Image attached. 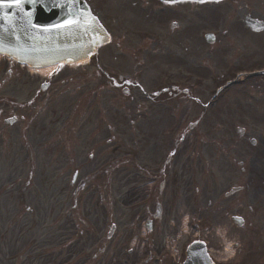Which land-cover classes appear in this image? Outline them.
<instances>
[{
    "label": "flooded vegetation",
    "instance_id": "obj_1",
    "mask_svg": "<svg viewBox=\"0 0 264 264\" xmlns=\"http://www.w3.org/2000/svg\"><path fill=\"white\" fill-rule=\"evenodd\" d=\"M129 1L132 4L130 9L122 13V26L128 23L140 29L141 32L152 33V36L129 37L126 34L122 37L123 41L115 31L113 41L118 37L119 43L124 47L136 43L137 51L107 52V56L110 57V54L112 56L111 61H103L108 69L105 66L101 69L100 58L91 60L94 66L92 72L80 70L69 75L65 74L62 68L58 69L43 79L46 80L44 88L41 83L39 88L29 89L27 99L17 101L15 94L1 93L11 81L15 79L20 81L25 73L23 66L14 61L10 62V67L6 68L7 72L0 83V142L12 134L20 136V142L18 139L17 142H12L16 147L18 145L17 152L22 151L24 154L28 152V155H25L26 163H29L35 171L38 166L35 152L43 144L41 140L45 134L41 132L40 137L31 136L34 132L32 127L37 128L34 121L51 108H48L49 102L67 100L69 109L66 113L68 114L57 115L60 109L53 108L51 113L54 118L50 121V126L47 127L41 120L40 129L43 131L49 128L46 135L49 137L47 145H57V164L62 165L57 166V170L60 172L59 178L62 182L64 183L66 172L73 173L69 184L73 189L72 195L78 209V212L74 214L112 215V201H117L115 193L118 191L120 203L135 201L132 207L135 211V220L131 226L134 231L145 230L150 236L148 241L154 242L151 247H155L157 263L181 264L185 257V249L192 241L188 234L197 231L196 233L202 237L203 233L202 225L191 227V215L186 214L191 211L189 204L193 197L192 188H196L194 194L196 198H203L205 194L200 180L204 169H208L206 148L203 147V143L207 142V133L193 132V127L201 122L192 121L190 113L183 116L180 120V122L183 120L182 123H179L177 127L171 122L166 125V122L169 118L175 121L178 117L174 116L175 111L179 109L177 106L187 105L184 100L192 96L191 92L198 88L193 75H203L202 59L207 45L202 44L200 48L192 45V38L187 35L189 26L186 14V18L184 17L186 24L182 26L179 38L174 36V33L181 24L177 21L176 27L173 28L171 25L170 28L168 27V22L174 19L168 21L164 14L168 4H161L160 0H137L141 5L139 9L142 12H140L134 7L136 0H122L121 4ZM89 2L99 14L105 10L102 2L98 0H89ZM104 2L109 3L107 0ZM234 7L241 8L239 5ZM170 10L172 13L176 11L172 8ZM174 15L175 13L170 17ZM160 19L166 22L164 26H160ZM106 20L108 24L121 25L120 21L114 22L109 14ZM166 28H168V34L160 36V31ZM165 42L170 43L172 48L167 59L182 62L177 65L180 70L185 69L187 65L189 67L194 65L197 70L201 69L200 73L195 74L192 71L174 75L170 73L153 75L152 73L151 77H156L157 81L162 79V81L147 89L148 77L142 74L143 70L138 72L137 66L143 64L142 57L146 54L143 51L149 47L158 48V44ZM154 56L157 60L152 63L153 66L158 61L164 60V54ZM120 58L124 60V63ZM95 59H98L97 63H94ZM125 65L129 68L118 67ZM171 66L168 65L170 71L173 68ZM152 68L148 67L151 72ZM115 69H118L120 73L115 74ZM156 85L162 87V92L152 94L151 88ZM11 90L15 92L14 89ZM142 94L145 100L142 97L141 101H138V96ZM128 97L130 98L127 99ZM177 97L180 99L178 102ZM168 104L169 106L166 107ZM121 109L128 114L127 122L130 120V124H134L136 130L135 133L132 132L134 137L130 138L131 143L126 142L128 129L119 119ZM44 115H47V112ZM11 119L14 121L10 122ZM44 120H46L45 117ZM159 121H162L160 125ZM22 122L24 125L16 128V131L14 128L11 130L10 127ZM159 126L162 129H159ZM19 134L24 137V140ZM60 147L63 148L60 149ZM127 147L136 153L134 165L137 171L127 172L123 180L114 183L112 175L116 173V170L119 171L122 166L131 164L130 160L127 161L124 158L126 154L115 155L120 149ZM16 151L13 152L14 155ZM18 154L21 155V153ZM65 163L66 167L63 165ZM45 172L43 169V173ZM258 183L259 181L254 179H249L247 182L245 179H239L236 185L242 186L241 191L245 194L225 197L227 200L219 201L217 209L226 217L234 215V211L236 215H244L248 218V226L251 227L250 231L247 230V234L261 233V236H264L262 218L264 181H261L262 185ZM126 186H128L127 189ZM64 192L66 193V190H62L61 195H64ZM87 204L92 206L89 210L94 212L88 210ZM122 215L125 214L122 213ZM234 233L237 232L234 231ZM206 238L209 244L212 243L211 236L207 235ZM240 241H237L236 245L239 248L238 253L241 254L246 243ZM216 246L218 247L217 244ZM175 254L177 257L173 258L172 255Z\"/></svg>",
    "mask_w": 264,
    "mask_h": 264
},
{
    "label": "rangeland",
    "instance_id": "obj_2",
    "mask_svg": "<svg viewBox=\"0 0 264 264\" xmlns=\"http://www.w3.org/2000/svg\"><path fill=\"white\" fill-rule=\"evenodd\" d=\"M99 2H102V4L106 7L107 10L114 11L113 9H110L111 4L116 2L117 5H119L120 0H107L109 3H105V0H98ZM132 2L129 1L126 4H124L125 7L122 8H130ZM192 3H181L177 4L175 6L171 5L165 9V16L170 21V19L174 18V20H177L181 27H177L174 33V36H178L182 33V26L185 25L184 17L186 18L187 25L188 20L189 21V28H188V36L192 38V43L194 46L201 45L200 43L195 42L197 39V32L203 27L206 29H219L220 31V38L216 39V43L212 45H207V48L210 50L207 52V60H208V71L207 75L208 77H219L221 74V71H225L227 69H238L242 68L243 66H255L259 65L262 62H264V31L257 34V37H254L253 33H248L250 36L254 38H249L247 33H244L246 31L244 23L242 21L243 16L245 13L250 12L256 17L264 18V0H224L222 2H219L218 4L214 5H202V6H196L192 5ZM209 4V3H208ZM217 5V6H216ZM240 6L241 8L238 9L234 6ZM139 2L136 0L135 8L138 9L140 12H142L140 8ZM186 6V7H185ZM188 6V7H187ZM174 7V8H172ZM234 7V8H233ZM175 9L174 17H170L172 14V11L170 9ZM160 9H162L160 7ZM186 9V10H184ZM170 12H169V11ZM122 13V12H121ZM161 13V12H160ZM186 14V16H185ZM230 15L231 18H228ZM117 22V21H116ZM160 26L165 25V21L160 19ZM131 25V24H130ZM122 25H114V31H117L118 35L121 36V40H123V33L125 29H122ZM196 31V33H195ZM132 31L127 32V34L131 37ZM183 35V34H182ZM177 37V38H178ZM196 37V39H195ZM118 37L113 41L111 44L108 45V47H115L118 48V46H121L119 43L120 40ZM124 41V40H123ZM221 41V42H220ZM232 42V47L234 48V52L231 50H225L224 44H227L228 42ZM248 41V48L246 42ZM119 43V44H118ZM175 43V42H174ZM167 45V43H166ZM200 48V47H199ZM223 48V51H222ZM165 49V50H164ZM162 46H158V48L151 49L149 47L143 52H147L146 55L148 56V64L152 63L151 56L154 55H169V52L172 50V48H164ZM132 50H135L134 48ZM159 51V52H155ZM165 51V52H164ZM222 51V52H221ZM232 52L234 55V58L230 57L227 59V54L229 52ZM156 53V54H155ZM98 60V59H97ZM97 60H94V63H97ZM103 61H111L112 56L110 54V57L105 55L102 57ZM101 60L100 57V67L101 69H104L105 63ZM120 60L124 63V60L120 58ZM251 62V63H250ZM182 62L179 61H173L170 58L160 60L158 61L155 66L152 68V73L154 74H166L170 73L171 75H174L176 73H187V72H199V69L197 70L194 65L190 66L187 65L185 69L180 70L177 65L181 64ZM147 64V66H148ZM169 67L171 65H175L170 71L167 66ZM10 65L8 61L2 59L0 62V83H2L3 77L6 74V68H9ZM107 68V66H105ZM92 68L94 66L92 65V61L84 62L77 65H65L63 67V72L65 74H69L73 72L76 73L80 70H88L92 72ZM108 69V68H107ZM25 73L20 81L13 80L4 88L1 93H4L5 95L9 94H15L16 99L19 101H23L29 97V89L35 90L39 88V83L47 77L48 74H45L44 72H37V71H26L24 69ZM46 75V76H45ZM148 77L147 83H149L147 89H149L152 85L156 84L157 78L151 77V73L145 74ZM227 75H221L217 80L215 79H208L207 84L203 87H199L191 92L192 96H188L184 101L187 105L183 106H177L179 108L177 111H175L174 116H178L175 121H172L170 118L168 122H166V125L168 123H172L173 126L177 127L180 122V120L185 116L186 114L190 113L191 120L201 122L203 121V124H199L195 127H193V132L196 133L197 131L204 132V129L207 130H213V128L216 126L222 130L224 134H228V129L230 127L235 129L238 125H244L249 131H251V136H253L256 141L257 145L253 146L248 141H244V143H240L238 145V149L240 150L239 153H235V155L239 158V160H248L249 162L245 163L246 167L249 168V176H251V172L254 174H258V172L261 173L262 177L264 178V75H257L252 77H245L243 81L239 82V85L232 86L224 95V97L220 98V101L218 100V95H215V88L218 86L222 80L224 82ZM229 78V77H228ZM224 80V81H223ZM213 87V88H212ZM11 89H14L15 92H13ZM226 91V92H227ZM140 93V92H139ZM167 95V93L165 94ZM144 98V94L138 96V101H141V98ZM128 97L127 99H129ZM68 99V98H67ZM180 99L178 97L176 98V101L178 102ZM62 99L54 102L48 103L47 115H44L42 113L39 115V117L34 121V123L37 125V128L34 129L32 127L33 135L31 133V136L35 138L37 135L40 137V133L43 132L45 134L43 139L41 140L43 144L38 149V151L35 152L38 164H49L48 169L52 174H56L57 172L53 171L54 168L61 167L62 165L57 164L56 162V149L57 145H47L49 141V137L47 135L48 129H43L41 131V120L46 123V126H50V121L54 118L53 113H51V110L53 108H58L57 115L65 116L68 113L67 110L69 109L68 101ZM182 101V100H181ZM190 102V103H189ZM212 102V103H211ZM182 103V102H181ZM164 106V105H163ZM169 104L166 106L168 107ZM170 110V109H169ZM66 113V114H65ZM44 117L46 120H44ZM33 123V125H34ZM162 121H159L158 124L160 125ZM24 125V123H19L16 126L13 125L11 128H14L16 131V128L21 127V125ZM45 125V124H44ZM159 129L160 128L159 126ZM21 135V134H19ZM22 136V135H21ZM127 138L126 142L131 143V130L127 132ZM15 137V138H12ZM20 136H17V134H12L9 138L6 136L4 140L0 142V264H17L16 261L12 258L14 252L20 248L22 249L24 245V238L29 239L30 237H36L39 241L38 243H43L42 240L45 241V243H49L48 237L50 236L51 230H47L46 233H44V228L48 226L52 221H54L56 218L52 219L50 215H36V221L40 223L33 232L28 230V234H25V231H20L19 228H17V232H14L12 230V226H10L11 220L14 216L15 211L19 210L20 208L17 207L18 201L15 197L17 195V190L20 191L22 188H19L18 186L11 188L10 190L8 187L14 186L13 182L17 180L19 177L22 179L24 178V172L22 170L28 169L29 165H25L28 152L24 154V152L18 150V145L13 143L14 141L17 142V139L20 142ZM29 138V137H28ZM10 139V140H9ZM12 139V140H11ZM210 137L208 138V140ZM22 140H24V137L22 136ZM211 140V139H210ZM215 138H213L211 141L215 142ZM13 141V142H12ZM210 147L213 148L212 151H209L210 153H217L214 143L211 145L209 144L207 148ZM19 148H21L19 143ZM63 147H60L62 149ZM136 148V147H135ZM245 150V152H241ZM15 152V155L13 152ZM18 153H21L19 155ZM127 154L128 156L132 158H136V153H133V151L130 148H122L118 152L115 153V155H123ZM113 155V156H115ZM215 158V156H212ZM211 162V169L208 171V177H206V181L204 178V181L206 184H208V194H204L203 198H196L195 194V188H192V200L189 204L190 206V213L191 215H194L193 209H196L198 212L195 213V215H205L207 217H210L212 215V219H215L216 222H219L220 218H218V214H214V209L212 208V205H209V201H213V203H216V199L222 195V182H228V180H231V176L233 175V171L230 168V164L227 163V157L225 156L222 158V160L213 161L210 157ZM64 167H66V163L63 164ZM42 166V165H41ZM39 166V168L41 167ZM53 170H51V168ZM130 169L124 168L118 172L117 177L122 178L123 175L126 173V171H133L135 173L137 169L133 167V165H129ZM133 168V169H132ZM47 169V171H48ZM254 169V170H251ZM233 170H235L233 168ZM262 170V172H261ZM22 171V172H21ZM236 171V170H235ZM256 172V173H255ZM238 173V171H236ZM26 175V174H25ZM70 179V173L69 178ZM134 179V178H133ZM262 179V178H261ZM34 180L37 183V185H34V189L30 193H27L28 198H26L27 203L31 205H37L42 201V204L39 205L40 210L42 213L44 212H50V209H52L55 206L56 200L55 197L47 199L46 196H44L45 191L47 190V185H41L40 181L41 178L37 174L34 178ZM136 180V178H135ZM61 181V180H59ZM208 182V183H207ZM64 184V183H63ZM62 184V185H63ZM41 185V186H40ZM65 186V184L63 185ZM56 188V187H55ZM128 186H126V189ZM207 189V187H206ZM29 191V190H28ZM49 194V190H47ZM14 195V198L12 197ZM116 199L118 201L117 206L115 207V212L118 214L124 213L125 215H91L90 220L93 223L95 227H99L100 231L96 234L91 235H83L84 238L80 240V242L77 244L75 243L72 247H67V249L71 248L69 251H73L74 246L76 247V250L79 251L80 249H85L86 251H90L91 248H93V245L98 243V240L100 237L104 236L106 237L107 233L109 232V225L113 222L117 224V231L114 233L112 238L110 239L109 243L105 244L104 248L107 250L105 253H103V256L101 258H97L96 264H140L141 258L147 254V251L149 250L147 245H144V238L145 236L141 235H135L133 234L134 229L132 228V224L135 220V211L133 209L129 208V205L132 201H128L126 204L119 203L120 201V194H118V191L115 193ZM119 196V197H118ZM136 197V195H135ZM121 202V201H120ZM134 202V201H133ZM44 203V204H43ZM130 210V211H128ZM66 218V220H65ZM71 220L72 218L70 216L65 217L64 215V223L65 224L62 229H65L64 235L67 231H70L71 227ZM44 224L42 225V223ZM63 222V219L60 221V223ZM228 223V221H227ZM42 225V226H41ZM41 226V227H40ZM220 227V226H218ZM225 227V226H222ZM137 228V227H136ZM103 229V231H102ZM216 229V228H215ZM215 232V231H213ZM237 232L243 233L244 238H248V234L245 233L244 230L237 229ZM16 235H18V242L14 238ZM230 236V235H229ZM34 238H30L29 240H33ZM65 239V238H64ZM230 239H233L231 236ZM28 240V242H29ZM27 242V243H28ZM66 242V239H65ZM258 242L253 243V249L256 250ZM27 245V244H26ZM252 245V243L249 245V247ZM97 247V246H96ZM100 248V247H99ZM95 250V249H94ZM68 251V252H69ZM131 251V253L129 252ZM68 252H64L61 255H53L51 259H48L46 261H39L32 262V264H56V260H66L68 258ZM16 258V257H15ZM254 259H257L259 264H264V256L262 257H255ZM21 264H31L29 261H26V263ZM237 264H251L249 260V255H245L240 261L237 262Z\"/></svg>",
    "mask_w": 264,
    "mask_h": 264
},
{
    "label": "water",
    "instance_id": "obj_3",
    "mask_svg": "<svg viewBox=\"0 0 264 264\" xmlns=\"http://www.w3.org/2000/svg\"><path fill=\"white\" fill-rule=\"evenodd\" d=\"M107 40L106 29L81 0H53L46 6L20 0L19 5L0 6V52L21 62L77 61Z\"/></svg>",
    "mask_w": 264,
    "mask_h": 264
},
{
    "label": "snow or ice",
    "instance_id": "obj_4",
    "mask_svg": "<svg viewBox=\"0 0 264 264\" xmlns=\"http://www.w3.org/2000/svg\"><path fill=\"white\" fill-rule=\"evenodd\" d=\"M19 5L20 0H0V6H12V4Z\"/></svg>",
    "mask_w": 264,
    "mask_h": 264
},
{
    "label": "bare ground",
    "instance_id": "obj_5",
    "mask_svg": "<svg viewBox=\"0 0 264 264\" xmlns=\"http://www.w3.org/2000/svg\"><path fill=\"white\" fill-rule=\"evenodd\" d=\"M53 67H54L53 65H49V66H45L42 68H38V70H43L44 72H48V71H51Z\"/></svg>",
    "mask_w": 264,
    "mask_h": 264
}]
</instances>
